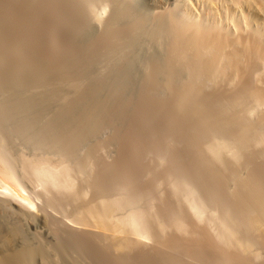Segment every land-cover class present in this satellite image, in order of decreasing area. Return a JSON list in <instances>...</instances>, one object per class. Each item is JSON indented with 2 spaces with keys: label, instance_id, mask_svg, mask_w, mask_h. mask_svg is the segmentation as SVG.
Segmentation results:
<instances>
[{
  "label": "bare ground",
  "instance_id": "bare-ground-1",
  "mask_svg": "<svg viewBox=\"0 0 264 264\" xmlns=\"http://www.w3.org/2000/svg\"><path fill=\"white\" fill-rule=\"evenodd\" d=\"M13 1H15V0H0V4H4L5 6H3V5L2 6L6 8L8 5H12L11 3H13V5L17 4V2L15 3ZM34 1L33 0H24L23 2H20L21 5L23 3L26 7L28 6V8H30V12H29L30 14H29L28 18L21 16L23 18V20H22V18H19V19H21L19 21L15 20L14 25L16 26V28H14V30L18 28L20 31H22V30H25L28 27V25H29V27H30V25L35 26L34 21L37 17H40L41 21L42 20L43 21L40 22L39 21L40 19L38 18L39 20H37V21L39 23L37 22V24L41 27H39L37 25L39 28L37 29V27L35 26V30L41 29V31L44 32V30H50V28L54 27L53 25L52 26L47 25V23L49 22V19H48V22L45 23L47 21V20L44 21L46 15L44 17V14L42 12H43L44 8L46 9L47 7H52V9H53V6L57 7L58 1L56 0L57 2L56 3L54 2V4H57V5H54L52 3L54 0L53 1L51 0L49 2H48V0H43L41 2H34ZM64 1H65L64 4L68 5L66 3L67 0H64ZM78 1H75L74 4L77 3ZM98 1H99V3H102V1H104V0H102V1H100V0H86V1H84L85 2L84 7H77V8L74 6V4L72 5L70 3L72 5L70 8L75 7L77 9V10L74 9L75 10L74 12L72 9V13H74V15L72 14L74 16L73 20H72V18H70L71 20L68 19L71 22V24L74 25L73 26L74 28L78 29V27H80L81 25H83V27L84 26L87 27L86 23L88 25V22H85L86 20H84L87 18V16H89L90 18L99 20L98 19L99 16L96 13V8L94 10V7H96V5H93L94 2L99 4ZM110 1H112V0H110ZM120 1H121L120 3H119V1H118V3H117V1L114 2L116 5L119 4V6L116 7L117 9L114 12L112 11L113 14L111 15V18L110 19L108 18L109 22L104 26L103 32H101V33H103L102 36L101 37L98 36L100 39L97 38L96 40L90 41L87 38L89 40V42H88L86 39L88 44L85 46H79L78 45L79 43H77L78 38H75L74 37L75 35L71 38L67 37L66 36L67 34L65 35V40H66L65 44L67 43L69 45V46H67L68 48H66V49H72V51H74V50L78 51L79 50L78 48L83 47V48H81V50L82 49L84 50L83 53H81V55L79 53H76L77 55H75V56H77V58H79V60L76 62H74V61L72 62L71 61L72 59L68 61L69 58L68 59L66 58L67 59V61L65 60L66 62L61 61L62 63L58 61L60 59H58V60L55 59L56 61H54V59L52 60L51 57L49 59H46L49 56H51V53H53L51 51L52 48H50V46H49L50 49L48 48L51 51V53L49 51L50 55H48V53L47 54L44 53V52H46L45 48L47 49V47H48V46L46 47V45H45L46 42L44 43L45 46H43L44 50L43 49H42L43 51L41 50L42 51L41 56L43 57V55L46 54V56L44 55L45 58L44 57L43 58L38 57L36 54H37L38 50L42 48V46L38 45L37 42L38 41L40 42V39H42L44 37V35L42 38H39L40 35H38V34L40 32H38V34H37L38 37L35 34L36 32H32V33H34L33 35H36V37L35 36L32 37L34 40L33 44H34L35 48L31 49L30 51L28 50V52L31 54L30 57H28V59L31 57L33 59L32 63L30 64L32 66V67L30 66L31 70L34 68L35 70L41 71V69H44V71L45 70L49 71V73L46 71L45 75H47V73L49 75H50V73L52 74V84L54 86L59 87V88L61 86H64V87L67 86L70 89V93H73L71 96L72 98L74 95H77L74 97H77L81 101L82 100L85 101V99H81L78 97L81 95V91H82L83 98L86 97L87 101H85V102H87V103H80L81 101L75 102L76 100L71 101V99L68 100L67 98L68 97L70 98L71 94L68 93L69 96L67 97L68 94L64 95L65 93H63L66 91V90L64 91V89L67 87H65L63 89V91H62V89H57V91L61 90L62 94L59 93L60 91L56 92V93L55 92L51 93V91H55V90L51 89V85H50V88H47L49 90L51 89L50 92H48L49 90L47 91L46 88H45L46 90L43 88L45 90V92L47 91L49 94L41 95L44 93V92L42 93L43 89L42 90L39 89L41 91V94H39L38 92H40V91L37 90L38 87L41 88V86H43V85L45 86L46 81L42 85L39 84L40 86L37 84L38 86H37V89L35 88V90H37L38 92L37 91H34V92H37L38 94L36 95V93H34V92L32 94L29 93L30 97L26 98L24 102H22L23 100L21 101V99L20 100L18 99L20 96H18V97L17 96L16 97L11 96L12 99L10 98L9 103L7 100H5L8 96H4V97H6L4 100L7 101V103H5V102L2 103L3 98L1 99L2 101L0 103V113L2 114V116L9 118V119H12L13 115L15 113L17 114V112H18V114L22 113V112H24L27 115L29 114L30 125H32L34 127V131L32 130L33 128H31L32 135H29V137L32 139L31 136H33L34 140L36 139V142H38L40 149L37 147L38 150L37 151L35 150V151L38 153H36L35 155H28V156H26V155L22 156L21 155L19 158L20 161H19V165H18L16 162H14L12 160V155H11L9 148H8V144H10V143L6 144L7 143V140H6L7 136L4 137V135H5L4 134V135H2V137H0V264H83V261H85L84 263L89 262V264H189L188 260L190 261V264H258L256 262V259L261 255V254H259L260 253L259 250H262V252H264V174L262 173L264 171V168H263L264 166H262L260 168L261 170L257 169L254 174H253L254 171L251 173V175L249 174L250 177L247 175V177H249V178H247L246 180L244 179V176H243L244 180H242V176L238 177V174H237L238 171H234L235 166L232 167L234 169H232L231 167H228L230 165L227 166V164L231 161L226 162L225 163L226 165L224 167L217 168V167H213L211 165L212 162H214V161H211V163H210L208 161L209 160L208 157L207 158L205 157L206 153H210L214 158L216 157V158H218V160L221 159L220 154H221V152H223L222 148L225 145L223 147H221L222 145L221 146L218 145V144H220V143H217L220 140V139H218V138H220V136L218 135L219 136L218 138L215 137L217 134L212 135V136H214V139L216 138V140H214V141H217L216 142L217 144L215 142H212V140H210L207 144L203 145L201 148L199 146V144H195V145L192 144V146H190V144H188V137L181 134V132H182V130H180L182 128L181 125H180L181 127H179L180 132H178L177 130H176V132L173 131V133L171 132L172 134H170L169 136L167 135L168 133L166 132L167 128L165 130V133H167V134L162 133V134H165V136L164 135L163 136H150V135H146L144 132L137 131V133H135V135H136L135 139H134L135 142L141 143V145L144 144L142 146L143 147L145 146V152L149 155L152 154V157L155 158V161L160 162V164L163 165L162 170L159 169V170H161L159 172L160 176L163 175L165 177L167 176V178L168 177L173 178V180L171 181V184L174 185L173 187H176V188H174V190L172 188L171 193L169 192V196L166 198H165V196L163 198V196L159 193V195H161V196H159V201L161 200L162 203L160 202L161 204L158 206L154 204L155 206H157L154 209L153 207H155V206H152L153 204H151V206L149 204L148 206H150V207H148V206L146 207V205H142L143 204L142 201H141L142 202L141 206H139L140 204H137L141 198V195H142L141 190L144 191V189H140L141 187L136 185V183L134 181L135 175L130 177L129 179H127V177H126L125 178L127 180L126 181V180L122 179V177H124V176L122 175L121 172H119V170H118V172L121 173V175H122L121 178H118L119 174L117 176L114 175V173H112V170L110 173V167H112L110 165H112L113 163L109 165V164H105L106 162H104V161H103L104 162L103 163L102 160L99 161L96 157V149L97 148L101 149L100 147H102V146L100 145V147L98 146L95 148V145L96 144L98 145V142L95 141L96 144H94V147L91 145L90 142H91L92 136L95 134V132H97V129H99V128H97L99 121H103L104 125H106V123L104 122V119L103 120H101V119H102L103 115H106L107 113H110L111 115L116 117L117 121L120 118V117L118 118V116H121L124 114H129L128 116L132 117L131 123H130V124H132V126H134L133 121L135 119L137 120L138 117L144 118L142 116L143 114L151 113L150 115H152V113H153L152 111H150V106L153 109L152 104L150 105V98L146 97L147 96L146 94H149L147 92L146 88H149L153 85H150L151 82H148V80H146L144 78H143L144 80L141 79L142 80L141 81L139 79L140 77H137L140 80V82L138 84H136V85H139V91H137V92H139V95L137 94L138 99L134 98L135 101H133V99H131V101H130L127 99H121V98L119 99V98L111 97L113 92H115V91L120 92V90L123 91L124 89H127L129 86L130 87L133 86L132 90L134 89L133 81H136L137 79L136 80L135 79L132 80V78L130 79L129 76H131V75H129V74H130V71L133 70L131 68L134 65L136 66V63L138 64L139 63L138 61L140 60V59H138L139 58L138 55H134L132 53V52L135 53L137 48H138V46H137L138 44L136 41H140V43L142 41L145 42V45H149V47H147L148 49L150 48V45L154 42L156 44L154 43L155 46L153 45V49L155 47L158 49L162 46L164 47L163 53L165 52L164 53L165 57H164L163 62L160 63L157 60L155 61L154 60L155 58L154 59L151 58L155 54L153 52V55L150 56V54H149V58L152 59V61H150L149 58H148L149 61L147 59H145L146 62L144 63V65L143 64L142 65L146 70H148V72L153 74V76H155V78L156 77L158 78L159 76L164 75L163 73H166L167 75L165 74L166 77H164V78L166 80V78L168 77L167 78L168 81H166V83L164 82L165 84L162 82V84H164V86L166 85V87H167L166 89L171 88L172 90H177L174 87H177L175 85H178L179 83H177V80H176L173 82H176L177 84L173 85L172 80H174V78H172V76L175 77L176 79L179 78V77H176L177 76L176 73L178 71V70L176 71V69H177L176 67H178V63L181 64L179 66H181L182 68L183 67L187 68L189 73L193 75V76H191L188 73L190 75L189 77L190 78L192 77V79H189L190 81L188 80L189 81V83H188L189 89L193 90V92L191 91L194 94L193 95L191 93L192 98H195V96H196V98H198L197 99L198 102H200V101L205 102V100H207V96H204L200 92V91H202V90H200V86L201 87L202 86H204V87L208 86V85H206L208 83L207 81L210 82L211 79L216 78L218 75V72L220 70H222L223 67L225 70V67L226 68L228 67L227 69H229V66L232 65L233 69H234L235 65L233 64V62L239 63V61H242V60H243L242 62H246L245 61L246 59L244 60L245 57H247V58L250 57L251 61H253V59L255 60L257 58V60L260 59L259 61L262 60V62H264V55H260L256 52V49H252L251 46H253V45H251L248 42V40H246L247 41L246 42L244 39L242 42L241 40L239 41V38L236 39L238 36L235 39L232 37L233 35L231 36L232 30L234 28H235L234 29L235 31L238 28H239V30H240V28H243V26H242L243 22L237 24L238 22H241V21H238L236 23L235 27H230V26L225 27L224 26L223 29L221 28V30H219V28H217V29L215 28L216 26L214 27L215 29L212 27L211 28L204 27L203 25L200 26L199 21L197 22L198 25H197L196 21H192V22L183 21L180 24L179 21L178 22H176V21L172 22L171 19L169 18L171 23H167L168 21L166 22L164 20L161 23L156 22V24H158V26L156 25L157 28H156V26L153 27V24H152L153 29H151V25L148 26V28L146 25H149V24L144 25L145 24L144 22H146L145 19H144L145 20L144 22H142L141 20H140V22L135 20L138 23L134 22L135 24H133V20L131 21V19L129 17L130 21L132 22L131 24H133L132 26H134L133 30H136L137 35L139 36L136 39V37H131V36H133V34L131 35V33H134V32L131 30H128L129 28H127L124 25V23L122 25L119 24L120 22L122 23V21H124V20L121 21L120 19H121V16H123L122 14H126V13H124V11H126L125 9L128 8L127 11H129V5H128L129 1H127V0H120ZM253 1H250V2H253ZM68 2H71V1L68 0ZM122 2H124V3H122ZM80 3H81V1H80ZM80 3H78V4H80ZM103 3H105V2H103ZM108 3H109V1H108ZM132 3H133V1H132ZM236 3H239V2H235V4ZM61 4L59 3L58 8H56V7L55 8L56 9H63V8L67 7V6L61 5ZM255 4H257V3H255ZM13 5L11 7L14 8L15 5L14 6ZM80 5H82V3ZM158 5H160V4H158ZM250 5H251V3H250ZM25 6H24V8H25ZM111 6H113V5H111ZM130 6H131V8H134V7H132L131 2H130ZM41 7H43V8H41ZM246 7H249V6L246 5ZM8 8H9V10H12V11H8V12L5 11L3 13L0 12V23L3 21V24H8V21L12 18V15H14V14H12V12L14 13L13 9H10L9 6L6 9H8ZM238 9H239V7H238ZM256 9L258 11H260L258 8H256ZM21 10H23V9H21ZM210 10H211V8H210ZM249 10H250V8H249ZM2 11H4V10H2ZM28 11H29V9H28ZM66 11H67V9H66ZM131 11L133 12V9H131ZM131 11L129 13H131ZM233 11H234V9H233ZM60 12L62 13V11H60ZM186 13L188 15H190L188 12H186ZM229 13H230V11H229ZM244 13H246V12H244ZM48 14H47V16H49ZM127 14H128V12H127ZM211 14L209 13V15H211ZM235 14H236V12H235ZM261 14H263V13H261ZM247 15L249 16L248 18H247V16H244V17L246 19L245 21L250 23L248 26H251V24H252V26L255 25L256 30H258L257 28H259L260 26H262V24H264V14L262 16V19H260L259 17L257 18V16L254 14H247ZM15 16H13V17H15ZM130 16H131V14H130ZM136 16L134 17V19H137ZM161 16H162V14H161ZM237 16H238V14H237ZM17 17H18V15H17ZM141 17H143V16H141ZM49 18H50V16H49ZM123 18H124V16H123ZM163 18H165V16H163ZM158 19H160V17ZM4 21H5V23H4ZM205 21H206V19H205ZM208 21H209V19H208ZM220 21H221V19H220ZM204 24H205V22H204ZM68 25H70V24H68ZM205 25L207 26L208 24H205ZM209 25H212V24L209 23ZM127 26H128V24H127ZM129 26H131V25L129 24ZM221 26H222V24H221ZM12 27H11V29H9V31H11V32H13ZM48 27H49V29H48ZM262 27H260V28H262ZM1 28H2V25H1ZM8 28L9 27H7L6 29H8ZM251 29H253V27ZM2 30L5 31V29H3V28H2ZM82 30L85 31L84 29H82ZM7 31L8 30H6L5 34L9 33L8 34V36H9L11 34V32L7 33ZM253 31H251V32H253ZM19 32H16V33H19ZM75 32H77V30ZM242 32H244V30ZM21 33H19V34L21 35ZM79 33H80V31H79ZM2 34L4 35V33H2ZM2 34L0 36H2ZM23 34H24V32H23ZM25 34H27V33H25ZM48 34H46L45 36L47 37ZM239 34H240V32H239ZM13 35L14 34H12V39H13ZM82 35L83 34H81V37H82ZM219 36H221V38H219ZM16 37H14L15 40H16ZM76 37H78V32H77ZM96 37H97V35H96ZM261 37H262V34H261ZM4 38H6V37H4ZM38 38H39V40H37ZM85 38L82 37V42L85 41V40H83ZM231 38H233V39L230 41ZM249 38H250V36L248 35V39ZM62 39L64 40V38H62ZM134 39H136V40H134ZM45 40H47V39L45 38ZM261 40H262V38H261ZM252 42H254V41H252ZM1 44H3V43H1ZM157 44L159 45V47L156 46ZM253 44H255V43H253ZM140 45L142 48V43ZM260 45H261V43H260ZM7 47H8V49H11V48H9V46H7ZM145 47H144V50H145ZM2 48H3V46H2ZM1 50L2 49L0 48V51ZM155 50H157V49H155ZM12 51H13V49H12ZM26 51L27 50H25V52ZM126 51H127V54L125 53ZM8 52H10V51H8ZM158 52H160V51H158ZM38 54H39V52H38ZM74 54L70 53V55H74ZM144 55H145V53H144ZM155 55H158V54H155ZM24 56H25V54H24ZM53 56L55 57L54 53H53L52 57ZM133 56L134 57L137 56L138 60L135 59ZM162 57H163V55L160 57V59ZM6 58H9V56H7ZM2 59H3V57H2ZM26 59H27V57H26ZM26 59L24 60V62L26 61ZM158 59H159V57H158ZM227 59L229 60V63L232 62V63H230V65L228 63L229 66L223 65V63L224 64L227 63V61H228ZM10 60L12 62L11 58H10ZM250 60H249V62H251ZM257 60H255V61H257ZM0 61H1V58H0ZM13 61H16V60L13 59ZM57 61L60 64L56 63ZM27 62L28 61H26V63ZM262 62H261V64L263 66L264 63H262ZM16 63H17V61L14 64L16 65ZM14 64H13V66H14ZM20 65H21V63H20ZM22 65H21V68H22ZM98 65H100L101 68L103 67L104 70L102 69L103 70L102 72H105V74L102 73L101 71L97 72L96 75L98 77V80L95 84L93 82V80L96 78H94L93 80L91 78L95 77L93 71L97 70L96 67H98ZM221 65H223V66H221ZM254 65H256V64H254ZM18 66H19V63H18ZM28 66L29 65H27L26 67H28ZM135 66H134V69L138 66L140 67L139 64H138V66H136V67ZM101 68L98 69V71L101 70ZM141 68H142V66L140 67V69ZM178 68H180V67H178ZM185 68L183 69V71L184 70L187 71V69H185ZM254 68H255V66H254ZM23 69H25V68H22V70ZM238 69H239V67H238ZM240 69H243V68H240ZM260 69H261V67H260ZM236 70L237 69L235 68L233 71L236 72ZM32 71L30 73H32ZM40 71H38L39 74H40ZM44 71H42L43 75H44ZM137 71H140V70H137ZM23 72H24L23 74H25L24 70H23ZM27 72H29V71H27ZM34 72H36V71H34ZM235 72H232V73L234 74ZM261 72H263V71H260V73ZM36 73H34V74H36ZM98 73L100 76L98 75ZM133 73L131 72L132 76L135 75V77H136L137 73L136 74H133ZM182 73L183 72L181 71V74ZM184 73H186V72L184 71ZM236 73H238V72H236ZM260 73L256 72V74H258V76L260 75ZM20 74L22 75V73H20ZM159 74H161V75H159ZM221 74H223V73H221ZM239 74H240V72H239ZM247 74H249V73H247ZM262 74H264V73H262ZM0 75H3V74H0ZM21 75L19 76L20 78L22 77ZM27 75L28 74L23 75V76L27 77ZM37 75L38 74H36V76ZM7 76H9V75L7 74ZM44 76L42 77V74H41L40 77H42V79H44V78L47 79L46 77L48 75L46 77H44ZM137 76H141V75L139 74ZM142 76H144V75L142 74ZM144 77H146V76H144ZM148 77H151V75L150 76L147 75V78ZM241 77H242V75H241ZM36 78L39 79V77H36ZM49 78H51V76L50 77L48 76V79ZM155 78H153L154 81H155ZM185 78H187V77H185ZM255 78H256V76H255ZM2 79H3V77H2ZM22 79L21 80L19 79V81L24 80V79L23 80ZM26 79H30L29 76H28V78H25V80ZM42 79L40 78V82ZM161 79L162 78H160V80ZM30 80L36 82V79L35 80L30 79ZM50 80L51 79H49V81ZM228 80H229V78H228ZM253 80H255V79H252V81ZM151 81H153V80H151ZM259 81H261V80L259 79ZM18 82H17V84L19 85ZM7 83H9V81L8 82L5 81V85H4V81H1L0 85L2 84V87L4 85L7 89V87H11V86H6ZM24 83H25V81H24ZM186 83H187V81H186ZM216 83H217V81H216ZM22 84H20V85H22ZM29 84H30V82H29ZM32 84H30V85H32ZM152 84H153V82H152ZM183 84H181V85H183ZM246 84H248V83H246ZM257 84H258V82H257ZM25 85H26V83H25ZM83 85L87 86L88 87L87 91H89V93L87 95L85 94V96H84V92H83L84 90L81 89V87H83ZM181 85H180V87L182 88ZM15 86H16V84H15ZM27 86L29 87V89L31 88L29 85H27ZM27 86H25L24 88L26 89ZM33 86H34V84L32 85V87ZM35 86H36V84H35ZM142 86H144V87L141 89ZM248 86H247V89H248ZM263 86H264V83H263ZM56 87H54V88H56ZM18 88L21 89V87H18ZM85 88L86 87H84L83 89H85ZM135 88H136V86H135ZM186 88H187V84H186ZM260 88H262V85ZM0 89H2V88H0ZM6 89L1 91V92H6L7 91ZM10 89L12 90V88H10ZM22 89H23V87H22ZM29 89H26V90H28L27 92H29ZM105 89L107 91L108 90L113 91V92L110 91V92H112L111 96L110 95L107 96V95H104V93H102ZM250 90H252V89L250 88ZM250 90L248 89L249 92L245 90V92L243 94L249 93L248 94L250 96L249 98L255 104H258V105L264 104V90L263 89H262L263 91L262 90H260V91L253 90L251 92H250ZM23 91H24V89H23ZM122 91H121V93H122ZM67 92H68V88H67L66 93ZM166 92H167V90H166ZM180 92H182V90ZM184 92H186V91H184ZM6 93H4V95H9L8 92H6ZM9 93H11V95L14 96L13 92H9ZM24 93H25V91H24ZM101 93L103 95H101ZM127 93H128V91H127ZM156 93H157V95H155V96H158V92H155V94ZM172 93H173L172 98L168 99V100H170V104H169L170 110L169 111H171V114H173L175 117L180 116V115L181 116L187 115L188 112L182 113L181 111H184V110H182V109L180 110L181 107L177 106V103L182 102L183 100H186L187 99L186 95H188V93H185L186 95L180 94L177 91H175V93L174 92H172ZM208 93H211V92H208ZM152 94H153V92L151 93V95ZM2 95H3V93H2ZM25 95L27 97V93L24 94V97H25ZM151 95H150V97H151ZM159 97L160 96H158V98ZM53 98L55 100L57 98L56 101H58V100H60V101H58L57 103L53 102L54 104H52L51 99H53ZM155 98H153V99H155ZM245 98H246V96H245ZM116 99H119V100H116ZM237 99L238 98H236V101H237ZM160 100H162V99H160ZM164 100H165V98H164ZM164 100H162V101H164ZM193 101L194 100H192V102ZM157 102H159V100H157ZM189 102H191V101H189ZM239 103H241V102H239ZM167 104H168V102L166 104L164 103V105H167ZM202 104H204V103H202ZM157 105H159V103ZM207 105L209 106V103ZM244 105H246V104H244ZM190 106H191V104H190ZM208 106H206V108ZM210 106H212V103ZM178 107H180V108L178 109ZM216 107H218V106H216ZM224 107L225 106H223L222 108H224ZM230 108H231V106L227 110H229ZM235 108L236 107H234L233 109H235ZM130 109H132L133 111ZM219 109H220V106H219L218 110ZM153 110H155L157 112V108L155 109V107H154ZM190 110H192V107ZM218 110H217V112H218ZM205 111L202 110V111L198 112L197 114H190L189 113L190 116H192V117H190V116H188V117H190V119L194 122H197V123L199 122V124H200L199 126L203 128L204 127L203 120L205 117L204 115L206 114ZM240 111L242 113L243 110L241 109ZM204 112H205V114H204ZM234 112H235V110H234ZM213 113L216 114V112H213ZM246 113H247V111H246ZM218 114H221V112L220 113L218 112ZM153 115L155 116V113ZM166 115H168V114H166ZM263 115H261V116H263ZM22 116H23V114H22ZM113 116H112V118H114ZM212 116L209 118H212ZM216 116H218V115H216ZM19 117L21 118L20 115L15 117V118H19ZM121 117H124V116H121ZM125 117L127 118V115H125ZM160 117H163V116H160ZM103 118H106V117H103ZM146 118L148 120L150 119L148 117H146ZM170 118H172V117H170ZM24 119H26V118L24 117ZM110 119H111V116H110ZM123 119L125 120V118H123ZM128 119H130V117ZM159 119L160 118H158V120ZM164 119H165V116H164ZM138 120L140 121L141 119L139 118ZM158 120H156V121H158ZM161 120H163V119L161 118L160 121ZM169 120H171V119H169ZM222 120H224V119H222ZM12 121H14V118L10 121V123ZM108 121H111V120H108ZM115 121H116V119H115ZM122 121L123 120L120 119V121H118V122H121V123L125 122V121H123V122ZM238 121H239V119H238ZM238 121H237V123H238ZM257 121H259V120H257ZM111 122H109V123H111ZM113 122H112V124H113ZM143 122H141V123H143ZM154 123H155V121H154ZM161 124H160V126H161ZM186 124H185V126H186ZM15 125L18 126V124H15ZM114 125H117V124H114ZM118 125H120V123ZM162 126H163V124H162ZM164 126L167 127L166 125H164ZM21 127H24V126H21ZM158 127H159V125H158ZM244 127H245V125H244ZM259 127H260V125H259ZM12 128L13 127H10V129H12ZM100 128H101V130H103L102 127H100ZM108 128L109 127H107V130H108ZM115 128H116V126H115ZM159 128H157V129L159 130ZM162 128H164V127H162ZM231 128H232V126H231ZM4 129H6V128L4 127ZM7 129H8V127H7ZM105 129H106V127H105ZM113 129H114V127H113ZM134 129L135 128H132L131 130H134ZM147 129L149 130L148 127H147ZM183 129H185V128H183ZM240 129L241 128H239V130ZM242 129H243V127H242ZM257 129H258L257 132L256 131H255L256 133L254 132L257 137L255 135H253V136H255L258 139H261L263 142L264 132L262 130H260V128H257ZM152 130L153 129H151V131ZM205 130H206V127H205ZM159 131H161V130H159ZM214 131H216V129ZM230 131H232V129ZM234 131H236V130H234ZM246 131H245V134L247 133ZM100 132H102V131H100ZM113 132H114V130H113ZM121 132L122 131H120L119 133H121ZM119 133H118V135H119L118 137H120V135H121ZM182 133L186 134V132L184 130ZM20 134H22V133H20ZM123 134H125V133H123ZM15 135H17V134H15ZM15 135H13V137H11V136L10 137L12 139H14ZM129 135H126V139H128L127 137H129V139H130L131 135L130 136ZM200 135H198V136H200ZM249 135H250V133H249ZM94 136H96V135H94ZM103 136L101 138H103ZM116 136H117V133H116ZM192 136H193V134H192ZM212 136H210V137H212ZM223 136H225V135H223ZM242 136H243V134H242ZM96 137L94 139L97 140ZM111 137H113V136H111ZM123 137L125 138V135ZM230 137L232 138V136H230ZM8 138H9V136H8ZM120 138H122V137H120ZM131 138H134V137L131 136ZM231 138H230V142L232 144L230 145V143H229V146H233V144H234V146L232 148L233 150L232 149L231 150L232 151L236 150V154H234L233 152H232V154H233V156L235 155L234 161L235 160L237 161L236 158H239L240 156L236 157V155H239L238 154L239 150L242 148L243 145H242V143L240 144L239 139H236V140H238V143L236 140L235 141L233 140L235 142L234 143V142H232L233 138L232 139ZM18 139H20V138H18ZM27 139L28 138H26L25 141H27ZM129 139H128V141H129ZM205 139L206 138H204L203 140H205ZM234 139H235V137H234ZM253 139H255V138L253 137ZM9 140H8V142H9ZM14 140L16 141V139H14ZM196 140H198V139H196ZM200 140H202V139H200ZM105 141H107V140H105ZM120 141L122 142V140H120ZM228 141H229V138H228ZM255 141H257V140H255ZM255 141H253V143H255ZM30 142H32V141H30ZM101 142H103V141H101ZM168 142L169 143H172V142L176 143V145L178 143L180 145H177L174 148L173 146L168 145L169 144ZM191 142H194V141H191ZM220 142L224 143L225 141L223 142L221 140ZM24 143L25 142H23V144ZM173 143H172V145H173ZM205 143H206V141H205ZM28 144H30V143H28ZM99 144H100V142H99ZM105 144H108V143H105ZM224 144H227L226 146H228L227 142ZM244 144H246V146L249 145L248 143H245V141H244ZM258 144H260V142ZM12 145H14V144H12ZM20 145H18V147ZM25 145H26V143H25ZM31 145H32V148H30V149H32V151H33L34 145L33 144H31ZM132 145L133 144H131V146ZM10 146L11 145H9V147ZM126 146H127V144H126ZM127 147H129V145ZM37 148L35 145V149H37ZM223 149L225 151V148H223ZM226 149H228V148L226 147ZM244 150H245V148H244ZM244 150L240 151V154H242L241 152H244ZM228 151H229V149H228ZM228 153H230V152H228ZM104 154H105V152H104ZM133 154L134 153H132L130 156L134 157ZM13 155H15V157H16V153ZM17 155H19V154H17ZM143 155L146 156L145 153H143ZM227 155H229V154H227ZM255 155L256 154H254V156ZM100 156H101V154H100ZM125 156H127V155H125ZM130 156H127L128 158H126V159L121 158L120 163H122V165H124L123 167H125L126 164L128 165V163L133 160V159L130 160L131 158L129 159ZM137 156H139V155H137ZM254 156H253V159H255ZM262 157H263V155H262ZM106 158H108V157H106ZM222 158L224 159L225 157H222ZM229 158H231V157H229ZM101 159H102V157H101ZM127 159H129L130 161ZM226 159H227V157H226ZM239 159H241V158H239ZM242 159L245 160V158H242ZM140 160H142V159H140ZM146 160H149V159H146ZM244 160L242 161L243 163H244ZM115 161H118V160H115ZM137 161H139V158L137 159ZM219 161H222V160H219ZM141 162H143V161H141ZM141 162H140V164H141ZM151 162L153 163V161H151ZM242 162H240V163H242ZM137 163H135V164H137ZM232 163H233V161H232ZM238 163H239V160H238ZM263 163H264V161H263ZM116 164H114V166H116ZM145 164H146V162H145ZM147 164H149V163H147ZM154 166H156V165H154ZM253 166H255V165H253ZM131 167H132V164H131ZM131 167L128 166V170H131L132 168H134V166L132 168ZM138 167H136V168H138ZM126 168H127V166L125 167V169ZM129 168H131V169H129ZM237 168L239 170L238 166H236V169ZM125 169L123 168V170H125ZM249 169H250V167H249ZM126 170H125V172H126ZM134 171H136V170H134ZM134 171L133 172L129 171V172L136 174L137 172H134ZM146 171L148 172L147 168H146ZM140 173H142V172H140ZM149 173H151V172H149ZM241 173H243V172H241ZM140 177H143V176L141 175ZM158 177H159V175H158ZM136 178H139V177L136 176ZM120 179H122L124 181H122ZM153 179H154V177H153ZM153 179H151L149 184H148V186H150V187L146 186L147 189H149V190H155L154 189L155 185H154ZM178 179L184 180L187 182L186 184L188 185V187L185 186L186 184L182 181L184 183L185 188L186 187L189 188L190 185L193 189L197 188V190L200 191V195L198 196L197 192L193 193V197H192L193 199H190L191 195L188 196L182 192L183 189H182L181 185L183 183H180L181 181ZM229 179H230V181H231V179H234L236 182H238V184L235 183L234 180H232L234 182L233 184L237 185L236 186L237 190L235 188L234 189L236 191H234L232 189L234 192L233 197L228 198V197H224L223 191L221 190L219 184L222 183L223 180L225 182V181H228ZM140 180H142V179L140 178ZM147 180L144 179V182ZM177 180L180 182L178 183ZM137 181H139V179ZM230 181H229V183L231 184ZM144 182H141V183H144ZM188 182L191 184H189ZM145 183L147 185V182H145ZM177 183L179 186L176 185ZM229 183H228V185H230ZM256 183L262 184V187L259 189L260 191H257L256 188L258 187L257 186L258 184H256ZM30 184L32 185V187L34 185L35 189L33 188V190H31ZM225 184H224L223 188L226 186ZM146 187H145V190H147ZM228 187H230V186H228ZM177 188L179 190H181L179 192H182V194H184V196H186L184 200H183L184 196L177 191ZM226 189H229V188H226ZM186 191H187V189H186ZM151 192L155 193V194L158 193V192H153V191H151ZM188 192H190V190ZM228 192H229V190H228ZM148 193H150V192H148ZM180 194H181V196H180ZM190 194H191V192H190ZM151 195L152 194H149V196H151ZM146 196H148V194H146ZM179 197L182 198V202L180 201ZM149 198L150 197H148V200H150ZM146 199H147V197H146ZM151 199H152V197H151ZM39 201H41L40 204H39ZM41 204H42V206H41ZM157 204H158V202H157ZM209 204L212 206H213V204H215L213 207H215L217 204L218 207L223 208V209L220 208V210L221 211L223 210V212H224V213L222 212L223 213L222 215L224 217L220 216L218 218V219L222 218L223 220L222 219L218 220L217 219L218 215L216 216V221H218V222L222 221V222H219L220 224H218L219 225L218 227H217V224H214V223H216V221L214 220L215 218L212 219L215 222L212 223V220L210 221L211 224L208 223L209 220H207V221L205 220V222H207L206 225L207 224H209V225L214 224L218 228V230L215 229V231L216 232L218 231V232L213 233V234L211 233L212 231L210 232V230H209L211 226L208 227L204 224H201V223L197 222L195 219V218L198 219V217L201 215V211L204 212V210H203L204 206L209 205ZM137 205H138V207H137ZM60 207L63 208V211L60 210L61 209ZM58 209L61 212H59ZM213 210H215V209H213ZM205 213L207 214V212H204V214ZM211 215H212V213H211ZM210 217H209V219H211ZM203 218H205V217H201L202 220H203ZM213 227H215V226H213ZM144 240H152L154 242V244L152 242L151 243L154 246L149 248V249H145V247L142 248L141 245L145 246L144 245L145 243H143ZM191 261L195 262V263H192ZM261 264H263V263L261 262Z\"/></svg>",
  "mask_w": 264,
  "mask_h": 264
},
{
  "label": "rangeland",
  "instance_id": "rangeland-1",
  "mask_svg": "<svg viewBox=\"0 0 264 264\" xmlns=\"http://www.w3.org/2000/svg\"><path fill=\"white\" fill-rule=\"evenodd\" d=\"M24 1V0H23ZM22 0L20 1V0H15V1H13V2H17V4H14L13 5V3H11L13 6H14V8L13 7H11L12 5H8L9 7H10V9H13V11H14V13L12 12V14H14V15H12V18L8 21V24L10 25L11 23L13 24H11L10 26L12 27V31L14 32H11V31H9V29H11V27L8 25V24H3V21L0 23V31L2 32V33H4V35L2 34V36H0V48L2 49L1 51H0V58H1V61H0V74H3V75H0V83H1V81H4V85H5V81H9V83H7L6 84V86H11V87H7V89H6V87L3 85V87H2V84L0 85L1 87L0 88H2V89H0V103H1V99L3 98V101H2V103L3 102H5V103H7V101H8V103H9V100H10V98L12 99V97H18V96H20L18 99L20 100L21 99V101L22 102H24L25 101V99L26 98H28V97H30V94H32L34 91H40V90H42L43 88L45 89H47V88H50V85H51V89H53V90H55V91H51V93L52 92H59V93H61L62 91H63V89L65 88V87H67V86H61L60 88L59 87H56V86H54L53 84H52V74L50 73V75L48 74L49 73V71H47V70H45L44 71V69H41V71L40 70H35L34 68V70L32 71L31 70V68H30V64L32 63V61H33V59H32V57L31 58H29L28 59V57H30V53L28 52V50L30 51L31 49H33V48H35V46H34V44H33V42H34V40H33V36H35L36 37V35L38 34V32H40L38 35H40V37L39 38H42L43 37V35H44V39L42 40V39H40V42L38 43L37 42V44L38 45H40V46H42V48L41 49H39L38 50V52H39V54H38V52H37V56L38 57H41V58H43L44 57V55L46 56V54L48 53V55H50V53H51V51L54 53V55H55V57L53 56L52 57V55H53V53H51V56H49L48 58H46V59H49L50 57H51V59L53 60L54 59V61H56V60H58V59H60V60H58L59 62H66L67 61V59H68V61L69 60H71L72 62L74 61V62H76V61H78L79 60V58H77V56H75V55H77L76 53H79L80 55H81V53H83V49L81 50V48H83V47H81V48H78L79 50L78 51H75L74 49V51H72V49H66V48H68L67 46H69L67 43L65 44V42H66V40H65V35L67 36V37H69V38H71V37H73L74 35V37L75 38H78V41H77V43H79L78 45L79 46H85V45H87L88 44V42H89V40L91 41H93V40H96L97 38H99V37H101L102 36V34L103 33H101V32H103V30H104V26L109 22V19L111 18V15L113 14V12L117 9L116 7H118L119 6V4L118 5H116L114 2H116L117 1V3H118V1H119V3L121 2L120 0H112V1H110V0H104V1H102V0H100V1H102V3H99V1H98V3L99 4H97V3H93V5H96V7H94V10H95V8H96V13L98 14V16H99V20H96V19H93V18H90L89 16H87V18L86 19H84V20H86L85 22H88V25H87V23H86V26L88 27H83V25H81L80 27H78V29H76V28H74L73 26L74 25H72L71 24V22L69 21V20H71L70 18H72V20H73V18H74V13H72V9H73V12L75 11L74 9H76L77 7H84L85 6V2L84 1H86V0H69V1H71V2H68V0L66 1V3L68 4V5H65L64 4V0H52L53 2V4H54V2L56 3L57 2V4H54V5H57V7L56 6H53V9H52V7H47L46 9L44 8L43 9V14H44V17H45V15H46V17H45V19H44V21H46L45 23H47L48 22V19H49V22L47 23V25L48 26H54V27H52V28H50V30H44V32L43 31H41V29L40 30H37L39 27H41V26H39L38 24H37V20H39L40 19V17H37L36 19H35V21H34V25L37 27V29L35 30V26H31L30 25V27H29V25H28V27L25 29V30H22L23 32H24V34L25 33H27V34H23V32L22 31H20L18 28L17 29H15L14 30V28H16V26L14 25V22H15V20H17V21H19V20H21V19H19V18H22L21 16H23V17H29V12H30V8H28V6L26 7L23 3H22V5H21V3L20 2H23ZM34 1V0H33ZM41 1H43V0H35L34 2H41ZM49 1H51V0H48V2ZM75 1H78L77 3H75L74 4V2ZM80 1H81V3H82V5H80L81 3H80ZM108 1H109V3H108ZM127 1H129L128 2V5H129V11H127V9L128 8H126L125 10L126 11H124V13H126V14H122L123 16H124V18H123V16H121V21L122 20H124V21H122V23L120 22H118L120 25H122L123 23H124V25L127 27V28H129L128 30H131V31H133L134 33H131V35L133 34V36H131V37H136V39L139 37L138 35H137V32H136V30H133V27L134 26H132L133 24H135L134 22H136L135 20H137L138 22H140V20L142 21V22H144L145 20H146V22H144L143 24L144 25H146V24H149V25H146L147 26V28H148V26H150L151 25V29H153V27H155L156 25L158 26V24H156V22L157 23H161V22H163V20L164 21H168L167 23H171V21L173 22V21H176V22H178L179 21V23L181 24L183 21H186V22H192V21H196V23L199 21V25L201 26V25H203L204 27H209V28H214L215 26V28L217 29V28H219V30H221V28L223 29L224 28V26L225 27H228V26H230V27H235V25H236V23L238 22V21H241V22H238L237 24H239V23H242L243 25V28H240V30H239V28L238 29H236V31L233 29L232 30V34H231V36L235 39L237 36V38L236 39H238L239 38V41L241 40L242 42H243V40L245 39V41L246 40H248V42L251 44V45H253V46H251L252 47V49H256V52L258 53V54H260V55H264V24H262V26H260V27H262V28H257L258 30H256V27H255V25H253L252 26V24H251V26H248L250 23H248V22H246L245 20V17L244 16H247V18L249 17L247 14H254V15H256L257 16V18L259 17L260 19H262V16H263V14H264V0H132L133 1V3H132V1L131 0H127ZM135 1V2H134ZM153 3H152V2ZM161 1V2H160ZM212 1V2H211ZM250 1H253V2H250ZM257 1V2H256ZM103 2H105V3H103ZM130 2H131V5H132V7H134V8H131V6H130ZM235 2H239V3H236L235 4ZM247 4H246V3ZM251 3V5H250V3ZM20 3V4H19ZM59 3L61 4V5H65V6H67L66 8H63V9H56V8H58V6H59ZM74 4V6L76 7H72V8H70L72 5ZM78 3H80V4H78ZM122 3H124V2H122ZM165 3V4H164ZM244 3V4H243ZM255 3H257V4H255ZM158 4H160V5H158ZM211 4V5H210ZM231 4V5H230ZM1 6H0V12L1 13H3V12H8V11H12V10H9V8L8 9H6L5 7H3V6H5L4 4H0ZM3 5V6H2ZM19 5V6H18ZM77 5V6H76ZM111 5H113V6H111ZM116 5V6H115ZM147 5V6H146ZM233 5V6H232ZM235 5V6H234ZM241 5V6H240ZM246 5L247 6H249V7H246ZM258 5V6H257ZM261 5V6H260ZM17 6V7H16ZM21 6V7H20ZM24 6H25V8H24ZM69 6V7H68ZM146 6V7H145ZM239 7V9H238V7ZM251 6V7H250ZM254 8H253V7ZM263 6V7H262ZM56 7V8H55ZM61 7V6H60ZM141 9H140V8ZM156 7V8H155ZM196 7V8H195ZM237 7V8H236ZM3 8V9H2ZM41 8H43V7H41ZM133 9V12L131 11V9ZM139 10H138V9ZM144 8V9H143ZM147 8V9H146ZM150 8V9H149ZM210 8H211V10H210ZM243 8V9H242ZM249 8H250V10H249ZM256 8H258L260 11H258ZM21 9H23V10H21ZM28 9H29V11H28ZM52 9V10H51ZM55 9V10H54ZM65 9V10H64ZM66 9H67V11H66ZM69 9V10H68ZM187 9V10H186ZM232 9V10H231ZM233 9H234V11L236 12V14H235V12L233 11ZM252 9V10H251ZM2 10H4V11H2ZM49 10V11H48ZM64 10V11H63ZM77 10V9H76ZM137 10V11H136ZM215 10V11H214ZM254 10V11H253ZM18 11V12H17ZM24 11V12H23ZM48 11V12H47ZM55 11V12H54ZM60 11H62V13L60 12ZM67 13H66V12ZM113 11V12H112ZM131 11V13H129ZM217 11V12H216ZM229 11H230V13H229ZM232 11V12H231ZM262 11V12H261ZM16 12V13H15ZM26 12V13H25ZM47 12V13H46ZM127 12H128V14H127ZM137 12V13H136ZM186 12H188L190 15H188ZM215 12V13H214ZM244 12H246V13H244ZM253 12V13H252ZM263 13V14H261V13ZM28 13V14H27ZM46 13V14H45ZM49 13V14H48ZM64 13V14H63ZM111 13V14H110ZM135 15H134V14ZM209 13L211 14V15H209ZM244 13V14H243ZM47 14L50 16V18H49V16H47ZM63 14V15H62ZM73 14V15H72ZM110 14V15H109ZM130 14H131V16H130ZM142 14V15H141ZM161 14H162V16H161ZM196 14V15H195ZM200 14V15H199ZM231 14V15H230ZM237 14H238V16H237ZM241 14V15H240ZM16 15V16H15ZM17 15H18V17H17ZM54 15V16H53ZM127 15V16H126ZM137 15V16H136ZM228 15V16H227ZM234 15V16H233ZM13 16H15V17H13ZM110 16V17H109ZM136 16V18L137 19H134V17ZM141 16H143V17H141ZM163 16H165V18H163ZM237 18H236V17ZM56 17V18H55ZM129 17H130V19H131V21L133 20V24H131L132 22L130 21V19H129ZM160 17V19H158ZM39 18V19H38ZM47 18V19H46ZM84 18V17H83ZM109 18V19H108ZM147 18V19H146ZM162 18V19H161ZM171 19V21H170V19ZM214 18V19H213ZM221 19V21H220V19ZM235 20H234V19ZM13 19V20H12ZM69 19V20H68ZM91 19V20H90ZM139 19V20H138ZM145 19V20H144ZM158 19V20H157ZM185 19V20H184ZM194 19V20H193ZM205 19H206V21H205ZM208 19H209V21H208ZM213 19V20H212ZM216 19V20H215ZM22 20H23V18H22ZM88 20V21H87ZM157 20V21H156ZM162 20V21H161ZM228 20V21H227ZM231 20V21H230ZM6 21V20H5ZM5 21H4V23H5ZM16 21V22H17ZM40 22H42L41 21V19L39 20ZM155 21V22H154ZM218 21V22H217ZM245 21V22H244ZM128 22V23H127ZM138 22H136V23H138ZM204 22H205V24H208L207 26L204 24ZM207 22V23H206ZM213 22V23H212ZM30 23V22H29ZM39 23V22H38ZM44 23V24H45ZM166 23V24H167ZM209 23L210 24H212V25H209ZM217 23V24H216ZM224 23V24H223ZM228 23V24H227ZM245 23V24H244ZM51 24V25H50ZM68 24H70V25H68ZM127 24H128V26H127ZM129 24L131 25V26H129ZM152 24H153V27H152ZM155 24V25H154ZM221 24H222V26H221ZM234 24V25H233ZM1 25H2V28L3 29H5V31H3L2 30V28H1ZM4 25V26H3ZM8 25V26H7ZM39 27H38V26ZM72 25V26H71ZM171 25V24H170ZM197 25H198V23H197ZM219 25V26H218ZM245 25V26H244ZM157 26H156V28H157ZM7 27H9L8 29H6ZM69 27V28H68ZM72 27V28H71ZM250 27V28H249ZM253 27V29H251ZM32 28V29H31ZM54 28V29H53ZM56 28V29H55ZM214 28V29H215ZM249 30H248V29ZM48 29H49V27H48ZM53 29V30H52ZM74 29V30H73ZM80 29V30H79ZM82 29H84L85 31H83ZM150 29V30H151ZM242 29V30H241ZM6 30H8L7 31V33L8 32H11V36L9 35L8 36V34H5L6 33ZM73 30V31H72ZM77 30V32H78V37H76V35H77V32H75ZM244 30V32H242ZM254 30V31H253ZM20 31V32H19ZM79 31H80V33H79ZM240 32V34H239V32ZM251 31H253V32H251ZM256 31V32H255ZM16 32H19V33H21V35L19 34V33H16ZM32 32H36L35 34L36 35H33L34 33H32ZM46 32V33H45ZM50 32V33H49ZM238 32V33H237ZM49 33V34H48ZM70 33V34H69ZM76 33V34H75ZM246 33V34H245ZM248 33V34H247ZM0 34V35H1ZM12 34H14L13 35V39H12ZM23 34V35H22ZM42 34V35H41ZM46 34H48L47 35V37L45 36ZM72 34V35H71ZM81 34H83L82 35V37L83 38H85V39H83V40H85V41H83L82 42V37H81ZM236 34V35H235ZM245 34V35H244ZM261 34H262V37H261ZM7 35V36H6ZM38 35H37V37H38ZM96 35H97V37H96ZM243 35V36H242ZM248 35L250 36V38L248 39ZM17 36V37H16ZM81 38H80V37ZM99 36V37H98ZM4 37H6V38H4ZM14 37H16V40H15V38ZM28 37V38H27ZM91 37V38H90ZM39 38L37 39V40H39ZM45 38L47 39V40H45ZM62 38H64V40L62 39ZM89 40H88V39ZM219 38H221V36H219ZM233 38H231L230 39V41L233 39ZM261 38H262V40H261ZM3 39V40H2ZM20 39V40H19ZM28 39V40H27ZM86 39H87V41H86ZM100 39V38H99ZM136 39H134V40H136ZM81 42H80V41ZM261 40V41H260ZM244 41V42H245ZM251 41V42H250ZM252 41H254V42H252ZM260 41V42H259ZM263 41V42H262ZM46 42V43H45ZM137 42V46H138V48H137V50H136V52L134 53V52H132L134 55H138L139 56V58L137 57V56H133L135 59H140L138 62V64L140 65V67L142 66V68L140 69V67L138 66V64L136 63V66H138V67H136L135 65V69H134V66L131 68V69H133V70H129L130 71V74L129 75H131V76H129L130 77V79L132 78V80L133 79H137L136 81H133V84H134V89L136 90H132V88H133V86H129L127 89H124L123 91L122 90H120V92L119 91H115V92H113L112 90H110V91H112V92H110L109 90L107 91L106 89L102 92V93H104V95H107V96H111V93H112V96L111 97H115V98H121V99H127V100H130L131 101V99H133V101H135V99L134 98H137L138 99V95H139V92H137V91H139V85H136V84H138L139 82H140V80L142 79V80H144V79H146V80H148V82H151V84L150 85H153V86H151V87H149V88H146L147 89V92L149 93V94H146L147 96L146 97H148V98H150V105L152 104V107H153V109H154V107H155V109L157 108V112L155 111V110H153L152 108H151V106H150V111H152L153 113H152V115L155 113V116L153 115H150L151 113H145V114H143L142 116L144 117V118H142V117H138L137 118V120L140 118L141 120L139 121H137L136 119L133 121V125L134 126H132V124H130L131 123V119H132V117L131 116H128L129 114H124V115H121V116H124V117H121V116H118V121H120V119H122L123 121H125V122H123V123H121V122H118L117 121V118L116 117H114L113 115H111L110 113H107L106 115H103V117H106V118H103L102 117V119L101 120H103L104 119V122L106 123V125H104V123H103V121H99V124H98V126H97V128H99V129H97V132H95V134L94 135H96V136H92V138H91V145L94 147V144H96V142L95 141H97L98 142V145L96 144L95 145V148L96 147H100V145L102 146V147H100L101 149H99V148H97L96 149V157H97V159L100 161V160H102V162L104 161V162H106L105 164H112V165H110V166H112V167H110V173H111V170H112V173H114V175H118L119 174V177L118 178H121V176L123 175L124 177H122V179H124V180H126L125 178L127 177V179H129L130 177H132V176H134L135 178H134V181H135V183H136V185H138V186H140L141 188L140 189H144V191H142L141 190V193H142V195H141V198H140V200H139V202L137 203V204H140L139 206H141V204H142V202H143V204L142 205H146V207L150 204V206H151V204H153L152 206H155V205H160L162 202H161V200L159 201V196H163V198H164V196H165V198L166 197H168L169 196V192L171 193V191H172V188H173V190H174V188H176V187H173L174 185L173 184H171V181L173 180V178H171V177H168L167 178V176L165 177V176H160V171L162 170V168H163V165L162 164H160V162H157V161H155V158H153L152 157V154L151 155H149V154H147L146 152H145V146L143 147L142 145H144V144H142L141 145V143H136L135 142V133H137V131H141V132H144L146 135H150V136H165V134H167L168 136L170 135V134H172L173 133V131L174 132H176V130L178 131V132H180V130H182V132H183V130L186 132V134L185 133H182L181 132V134H183V135H185V136H187L188 137V144H190V146H192V144H199V146L202 148V146L203 145H205V144H207L210 140H212V142H217V141H214V140H216V138L214 139V136H212V135H216L215 137H219L220 136V138H218V139H220L217 143H220V144H218V145H222L221 147H223L224 145L226 146L227 144H224V143H228V146H226L228 149H229V151H228V149H226V147L224 146L223 148H225V151H224V149L222 148V151L223 152H221V154H220V158L221 159H219V160H222V161H219L218 160V158H214L210 153H206V155H205V157L207 158L208 157V161L211 163V161H214V162H212V166L213 167H217V168H221V167H224L226 164V162H228V161H231V162H229L228 164H227V166L228 165H230V166H228V167H234V168H232V169H234V171H238L237 172V174H238V177L239 176H242V180H246L247 178H249L250 177V175H251V173L253 172V174L255 173V171L257 170V169H260L262 166H264V163H263V161H264V139H263V142H262V140L261 139H258V138H256L257 136L255 135V133L257 132V128H260V130H262L263 132H264V104H255L253 101H251V99L249 98L250 96L246 93V94H243L244 92H245V90L246 91H248V89L250 90V88L252 89V90H250V92L251 91H253V90H257V91H260V90H264V86H263V83H264V74H262V73H264V65L262 66V64H261V62H262V60L261 61H259L260 59H258L257 60V58L255 59V60H257V61H255L254 59H253V61H251L250 60V57H245L244 58V60L246 61V62H242V61H239V63H235V62H233V64L235 65V67H234V69L236 68L237 70H236V72H238V73H236L235 71H233L234 69H233V66L232 65H230V63H232V62H230L229 63V60L227 61V63H223V65H227V66H229V69H227L226 67H225V70H224V67L222 68V70H220L219 72H218V75H217V77L216 78H214V79H211L210 80V82L209 81H207L206 83V85H208V86H206V87H204V86H200V90H202V91H200L204 96H207V100H205V102L204 101H200V102H198L197 101V99L198 98H196V96H195V98H192V92H193V90H191V89H189V85H188V83H189V79H192V77L190 78L189 76L191 75V76H193L192 74H190L189 73V71H188V69L187 68H185V67H181V66H179V65H181V64H179L178 63V67H180V68H178V67H176L177 69H176V71H177V73H176V77H179V78H175V77H173L172 76V78H174V80H172V83H173V85L174 84H177V83H179L178 85H175V86H177V87H174L175 89H177V90H172L171 88H168V89H166L167 87H166V85L164 86V84L166 83V81H168V77L166 78V80H165V78L164 77H166V73H163L164 75H162V76H159L158 78L156 77L155 78V76H153V74H151L150 72H148V70H146L144 67H143V65H144V63L146 62V60L145 59H147L148 60V58H149V54H150V56L151 55H153V52L155 53V54H158V55H155L154 54V56L153 57H151V58H155L154 60L156 61H158V62H163L164 61V57H165V52L163 53V49H164V47L162 46V47H160L159 49L158 48H154L153 49V45H154V43H152L151 45H150V48L148 49L147 47H149V45H145V42H141L142 43V48H141V43H140V41H136ZM157 42V41H156ZM247 42V41H246ZM1 43H3V44H1ZM6 43V44H5ZM44 43H45V45H46V47H47V49L49 48V46H50V48H52L51 49V51L48 49H46L45 47V51L46 52H44V53H46V54H44L43 55V57L41 56V54H42V51L44 50L43 49V46H45L44 45ZM140 43V44H139ZM253 43H255V44H253ZM260 43H261V45H260ZM5 44V45H4ZM144 44V45H143ZM147 44V43H146ZM156 44V43H155ZM263 44V45H262ZM256 45V46H255ZM258 45V46H257ZM2 46H3V48H2ZM7 46H9V48H11V49H8V47ZM146 46V47H145ZM155 46V45H154ZM156 46H158L159 47V45L157 44ZM144 47H145V50H144ZM260 47V48H259ZM6 48V49H5ZM147 48V49H146ZM12 49H13V51H12ZM43 49V50H42ZM141 49V50H140ZM143 49V50H142ZM155 49H157V50H155ZM162 49V50H161ZM258 49V50H257ZM10 51V52H8V51ZM25 50H27L26 52H25ZM42 50V51H41ZM140 50V51H139ZM147 50V51H146ZM152 50V51H151ZM48 51V52H47ZM49 51H50V53H49ZM80 51V52H79ZM158 51H160V52H158ZM25 52V53H24ZM71 54H74V55H70V53ZM152 52V53H151ZM157 52V53H156ZM3 53V54H2ZM8 53V54H7ZM12 53V54H11ZM126 54H127V51L125 52ZM142 53V54H141ZM144 53H145V55H144ZM14 54V55H13ZM24 54H25V56H24ZM147 54V55H146ZM29 55V56H28ZM132 55V54H131ZM143 55V56H142ZM163 55V57L160 59V57ZM3 57V59H2V57ZM7 56H9V58H6ZM14 56V57H13ZM68 56V57H67ZM79 56V55H78ZM249 56V55H248ZM5 57V58H4ZM26 57H27V59H26ZM58 57V58H57ZM76 57V58H75ZM80 57V56H79ZM145 57V58H144ZM158 57H159V59H158ZM229 57V56H228ZM10 58L12 59V62H11V60H10ZM18 58V59H17ZM45 58V57H44ZM67 58V59H66ZM13 59L14 60H16L17 61V63H16V65L14 64L16 61H13ZM26 59V61H28L27 63H26V61L24 62V60ZM56 59V60H55ZM64 59V60H63ZM137 59V60H138ZM143 59V60H142ZM163 59V60H162ZM248 59V60H247ZM20 60V61H19ZM66 60V61H65ZM149 60L150 61H152V59H150L149 58ZM148 60V61H149ZM153 60V61H154ZM249 60L252 62H249ZM4 61V62H3ZM23 61V62H22ZM30 61V62H29ZM58 61L56 62V63H58ZM7 62V63H6ZM61 62V63H62ZM257 62V63H256ZM10 65H9V64ZM18 63H19V66H18ZM20 63H21V65H22V68H25V69H23L24 71H25V74H23L24 72H23V70H22V68H21V65H20ZM228 63H229V65H228ZM256 64V65H254V64ZM262 63H264V62H262ZM13 64H14V66H13ZM25 64V65H24ZM29 65L28 67H26L27 65ZM58 64H60V63H58ZM143 64V65H142ZM223 65H221V66H223ZM248 65V66H247ZM255 66V68H254V66ZM7 66V67H6ZM100 65H98V67H99ZM3 67V68H2ZM32 67V66H31ZM98 67H96V69L97 70H94L93 71V73H94V75H95V77H93V78H91L92 80L94 79V78H96V79H94L93 80V82L96 84V82H97V80H98V77H97V72H102L104 69H103V67L101 68V66L98 68ZM232 67V68H231ZM238 67H239V69H238ZM260 67H261V69H260ZM20 68V69H19ZM27 68V69H26ZM101 68V70H99L98 71V69H100ZM138 68V69H137ZM187 69V71L186 70H184L186 73H184V71H183V69ZM240 68H243V69H240ZM257 68V69H256ZM259 68V69H258ZM103 69V70H102ZM181 69V70H180ZM19 70V71H18ZM137 70H140V71H137ZM180 70V71H179ZM257 70V71H256ZM263 71V72H261L260 73V71ZM3 71V72H2ZM6 71V72H5ZM13 71V72H12ZM27 71H29V72H27ZM32 71V73H30ZM34 71H36V72H34ZM38 71H40V74H39V72ZM42 71H44V75L46 74V71L48 72L47 73V75L50 77L51 76V78H49V79H51L50 81H49V79H48V76L47 75H43V73H42ZM96 71V72H95ZM181 71L183 72L182 74H181ZM229 71V72H228ZM243 71V72H242ZM17 72V73H16ZM131 72L133 73V74H136V77H135V75H133L132 76V74H131ZM141 72V73H140ZM232 72H235L234 74L232 73ZM239 72H240V74H239ZM249 73V74H247V73ZM254 72V73H253ZM256 72H258V73H260V75L258 76V74H256ZM20 73H22V75L20 74ZM34 73H36V74H38L37 76H36V74H34ZM102 73H104L105 74V72H102ZM149 73V74H148ZM190 75H189V74ZM221 73H223V74H221ZM242 73V74H241ZM7 74L9 75V76H7ZM14 74V75H13ZM26 74H28L27 75V77H25V76H23V75H26ZM31 76H30V75ZM41 74H42V77L44 76V77H46L47 79H42V77H40L41 76ZM103 74V75H104ZM141 75V76H137V75ZM142 74L144 75V76H146V77H144V76H142ZM166 74V75H165ZM185 74V75H184ZM188 74V75H187ZM256 74V75H255ZM22 76L21 78L19 77V76ZM98 75H99V73H98ZM147 75H151V77H148L147 78ZM159 75H161V74H159ZM226 75V76H225ZM236 75V76H235ZM241 75H242V77H241ZM253 75V76H252ZM28 76H29V78L30 79H32V80H35L36 79V82H34V81H31L30 79H26L25 80V78H28ZM35 76V77H34ZM100 76V75H99ZM225 76V77H224ZM255 76H256V78H255ZM262 76V77H261ZM2 77H3V79H2ZM25 77V78H24ZM36 77H39V79L38 78H36ZM135 77V78H134ZM137 77H140L139 79L137 78ZM142 77V78H141ZM185 77H187V78H185ZM222 77V78H221ZM245 77V78H244ZM6 80H5V79ZM12 78V79H11ZM24 80H23V79ZM35 78V79H34ZM40 78L43 80H41V82H40ZM144 78V79H143ZM153 78H155V81H154V79ZM160 78H164L162 81L160 80ZM184 80H183V79ZM228 78H229V80H228ZM235 78V79H234ZM258 78V79H257ZM262 78V79H261ZM19 79L21 80H23V81H19ZM222 79V80H221ZM243 79V80H242ZM252 79H255V80H253L252 81ZM259 79L262 81H259ZM12 80V81H11ZM29 80V81H28ZM141 80V81H142ZM150 80V81H149ZM151 80H153V81H151ZM160 80V81H159ZM177 80V83L176 82H173V81H176ZM189 80V81H188ZM227 80V81H226ZM248 80V81H247ZM11 81V82H10ZM19 83V85L20 84H22V85H18L17 84V82ZM24 81H25V83H26V85H25V83H24ZM27 81V82H26ZM46 81V83H45V86L43 87V86H41V88L40 87H38V89H37V86L40 84V85H42V84H44V82ZM179 81V82H178ZM185 81V82H184ZM186 81H187V83H186ZM216 81H217V83H216ZM29 82H30V84H34V86H35V84H36V86L33 88L32 87V85H30L29 84ZM38 82V83H37ZM92 82V83H93ZM152 82H153V84H152ZM162 82L164 83V84H162ZM257 82H258V84H257ZM14 83V84H13ZM184 83V84H183ZM187 84V88H186V84ZM211 83V84H210ZM216 83V84H215ZM228 83V84H227ZM246 83H248V84H246ZM255 83V84H254ZM15 84H16V86H15ZM38 84V85H37ZM48 84V85H47ZM155 84V85H154ZM181 84H183V85H181ZM218 84V85H217ZM260 84V85H259ZM27 86V85H29L31 88L29 89V87L27 86V88L26 89H29V92H27L28 90H26L24 87L25 86ZM39 85V86H40ZM53 85V86H52ZM180 85L182 86V88L180 87ZM249 85V86H248ZM255 85V86H254ZM261 85H262V88H260L261 87ZM135 86H136V88H135ZM185 86V87H184ZM247 86H248V89H247ZM18 87H21V89H22V87H23V89H24V91H25V93H24V91H23V89L21 90V89H19ZM54 87H56V88H54ZM84 87H86L85 89H83ZM144 86H142L141 87V89L143 88ZM179 87V88H178ZM10 88H12V90L10 89ZM35 88L37 89V90H35ZM67 88H68V92L66 93V91H67ZM67 88H65L64 89V91L65 92H63V93H65L64 95H67L68 93H70V89H69V87H67ZM231 88V89H230ZM238 88V89H237ZM7 90L6 92H8V94L9 95H4V93H6V92H1V91H3V90ZM10 89V90H9ZM19 89V90H18ZM34 89V90H33ZM40 89V90H39ZM43 89V91H42V93L43 94H41V91L40 92H38L39 94H41V95H44V94H49L48 92H50V90L49 89H47V93L45 92V90ZM57 89H62V91L61 90H58L57 91ZM81 89L82 90H84L83 92H84V96H85V94L87 95L88 93H89V91H87V89H88V87L87 86H85V85H83V87H81ZM80 89V90H81ZM163 89V90H162ZM188 89V90H187ZM236 89V90H235ZM259 89V90H258ZM17 90V91H16ZM21 90V91H20ZM157 90V91H156ZM162 90V91H161ZM166 90H167V92H166ZM182 90V92H180ZM186 91V92H184V91ZM262 90V91H263ZM16 93H15V92ZM121 91H122V93H121ZM126 91V92H125ZM127 91H128V93H127ZM174 92L175 93V91H177L178 93H180V94H185V93H188L189 91V93H188V95H186L187 96V99L186 100H183L182 102H178L177 103V106H180V107H178V109L180 108V110L182 109V110H184V111H181L182 113H185V112H188L187 113V115H183V116H174L173 114H171V111H169L170 110V106H169V104H170V100H168V99H170V98H172V96H173V93L172 92ZM192 91V92H191ZM214 91V92H213ZM237 91V92H236ZM9 92H13L14 93V96L13 95H11V93H9ZM19 92V93H18ZM22 92V93H21ZM37 92H34V93H36V95L38 94ZM136 92V93H135ZM153 92V94L151 95V93ZM155 92H158V96H160L159 98H158V96H155V95H157V93L155 94ZM160 92V93H159ZM164 92V93H163ZM208 92H211V93H208ZM249 92V91H248ZM2 93H3V95H2ZM21 93V94H20ZM27 93V97H26V95H25V97H24V94H26ZM30 93V94H29ZM101 93V95H103ZM121 93V94H120ZM136 95H135V94ZM168 93V94H167ZM192 93V94H191ZM195 93V92H194ZM7 94V93H6ZM62 94V93H61ZM71 95H70V98L68 97L69 96V94L67 95V99L69 100V99H71V101L73 100H76L75 102H79V101H81L80 99H78L77 97H74V96H77V95H74L73 96V98L71 97L72 96V94L73 93H70ZM129 94V95H128ZM134 94V95H133ZM138 94V95H137ZM217 94V95H216ZM222 94V95H221ZM251 94V93H250ZM100 95V96H101ZM117 95V96H116ZM149 95V96H148ZM150 95H151V97H150ZM190 95V96H189ZM194 95V94H193ZM196 95V94H195ZM225 95V96H224ZM4 96H8L7 98L6 97H4ZM10 96V97H9ZM12 96V97H11ZM40 96V95H39ZM82 96V97H81ZM123 96V97H122ZM131 96V97H130ZM154 96V97H153ZM231 96V97H230ZM233 96V97H232ZM245 96H246V98H245ZM24 97V98H23ZM53 97V96H52ZM79 98H81V99H85V101H87L86 100V97L85 98H83V94H82V91H81V95L80 96H78ZM156 97V98H155ZM163 97V98H162ZM167 97V98H166ZM190 97V98H189ZM245 99H244V98ZM6 98V99H5ZM152 98V99H151ZM153 98H155V99H153ZM164 98H165V100H164ZM209 98V99H208ZM221 98V99H220ZM236 98H238L237 99V101H236ZM243 100H242V99ZM7 100V101H5V100ZM119 99H116V100H119ZM160 99H162V100H164V101H162V100H160ZM241 99V100H240ZM52 101H51V103L52 104H54L55 102L57 103L58 101H60V100H58V101H56L57 100V98H56V100L53 98V99H51ZM157 100H159V102H157ZM192 100H194L193 102H192ZM218 102H217V101ZM239 100V101H238ZM84 100H82L80 103H87V102H85ZM132 101V102H133ZM138 101V100H137ZM152 101V102H151ZM155 103H154V102ZM162 101V102H161ZM188 101V102H187ZM189 101H191V102H189ZM207 101V102H206ZM236 101V102H235ZM249 101V102H248ZM54 102V103H53ZM162 104H161V103ZM168 102V104L167 105H164V103L166 104ZM229 102V103H228ZM234 102V103H233ZM239 102H241V103H239ZM247 102V103H246ZM64 103V102H63ZM159 103V105H157ZM202 103H204V104H202ZM209 103V106L207 105ZM211 103H212V106H210L211 105ZM238 103V104H237ZM250 105H249V104ZM190 104H191V106H190ZM200 104V105H199ZM237 104V105H236ZM244 104H246V105H244ZM248 104V105H247ZM154 105V106H153ZM162 105V106H161ZM229 105V106H228ZM244 107H243V106ZM253 105V106H252ZM196 106V107H195ZM206 106H208L207 108H206ZM216 106H218V107H216ZM219 106H220V109L218 110V108H219ZM223 106H225L224 108H222ZM231 106V108L229 109V110H227L229 107ZM191 107H192V110H190L191 109ZM234 107H236L235 109H233ZM206 108V109H205ZM247 108V109H246ZM249 108V109H248ZM206 111H205V110ZM208 109V110H207ZM211 109V110H210ZM214 109V110H213ZM243 110L242 111V113H241V111L240 110ZM130 110H132V109H130ZM195 110V111H194ZM205 111L206 112V114H205V112H204V120H203V124H204V127L202 128V127H200L199 125V122L197 123V122H194V121H192L191 119H190V117H192V116H190V114H197L198 112H200V111ZM217 110H218V112L220 113L221 112V114H218V112H217ZM223 110V111H222ZM234 110H235V112H234ZM247 111V113H246V111ZM256 110V111H255ZM133 111V110H132ZM155 111V112H154ZM169 111V112H168ZM232 113H231V112ZM255 111V112H254ZM149 112V111H148ZM213 112H216V114L215 113H213ZM131 113V112H130ZM190 113V114H189ZM223 113V114H222ZM244 113V114H243ZM262 113V114H261ZM22 114H23V116H22ZM166 114H168V115H166ZM235 114V115H234ZM237 114V115H236ZM21 116V118L19 117V118H15V117H17V116ZM125 115H127V118L125 117ZM145 115V116H144ZM157 115V116H156ZM213 115V116H212ZM216 115H218V116H216ZM223 115V116H222ZM250 115V116H249ZM261 115H263V116H261ZM15 116V117H14ZM110 116H111V119H110ZM112 116L114 117V118H112ZM160 116H163V117H160ZM164 116H165V119H164ZM188 116H190V117H188ZM212 116V118H209V117H211ZM245 116V117H244ZM247 116V117H246ZM259 116V117H258ZM4 116H2V114L0 113V137H2V135H4V137H6L7 136V138H8V136H9V138L7 139L6 138V140H7V143L6 144H8V143H10V144H8V148H9V151H10V153H11V155H12V160L14 161V162H16L18 165H19V161H20V156L22 155H26V156H28V155H35L36 153H38V152H36L37 150H38V148L40 149V147H39V145H38V142H36V139L34 140V138H33V136H31L32 137V139L29 137V135H32V130L34 131V127L32 126V125H30V116H29V114L27 115V114H25L24 112H22V113H19L18 114V112H17V114L15 113L14 115H13V118H14V121H12L11 123H10V121L13 119H9V118H6V117H4ZM24 117L26 118V119H24ZM130 117V119H128ZM146 117H148V118H150L149 120L146 118ZM155 119H154V118ZM170 117H172V118H170ZM227 117V118H226ZM250 117V118H249ZM123 118H125V120L123 119ZM158 118H162L163 120H161L160 121V119L158 120ZM167 118V119H166ZM226 118V119H225ZM263 118V119H262ZM8 119V120H7ZM29 119V120H28ZM113 119V120H112ZM115 119H116V121H115ZM169 119H171V120H169ZM222 119H224V120H222ZM228 119V120H227ZM237 119V120H236ZM238 119H239V121H238ZM10 120V121H9ZM18 120V121H17ZM107 120V121H106ZM108 120H111L112 122H113V124H112V122L111 121H108ZM145 120V121H144ZM148 120V121H147ZM156 120H158V121H156ZM168 122H167V121ZM173 120V121H172ZM186 122H185V121ZM257 120H259V121H257ZM18 123H17V122ZM137 121V122H136ZM144 121V122H143ZM154 121H155V123H154ZM163 121V122H162ZM176 121V122H175ZM188 121V122H187ZM232 121V122H231ZM236 121V122H235ZM237 121H238V123H237ZM262 121V122H261ZM109 122H111V123H109ZM118 122V123H117ZM141 122H143V123H141ZM147 122V123H146ZM149 122V123H148ZM157 122V123H156ZM15 125V124H18V126L17 125H13V124ZM103 123V124H102ZM120 123V125H118ZM140 123V124H139ZM145 123V124H144ZM154 123V124H153ZM163 124V126H162V124ZM187 123V124H186ZM195 123V124H194ZM261 123V124H260ZM8 124V125H7ZM114 124H117V125H114ZM143 126H142V125ZM148 124V125H147ZM160 124H161V126H160ZM168 124V125H167ZM173 124V125H172ZM178 126H177V125ZM185 124H186V126H185ZM193 124V125H192ZM226 124V125H225ZM12 125V126H11ZM24 126V127H21V126ZM26 125V126H25ZM108 125V126H107ZM111 125V126H110ZM114 125V126H113ZM141 125V126H140ZM157 125V126H156ZM158 125H159V127H158ZM164 125H166L167 127H165ZM182 126V128L180 129L179 127H181ZM220 125V126H219ZM243 125V126H242ZM244 125H245V127H244ZM259 125H260V127H259ZM104 126V127H103ZM114 127V129H113V127ZM115 126H116V128H115ZM129 126V127H128ZM153 126V127H152ZM171 126V127H170ZM174 126V127H173ZM211 126V127H210ZM213 126V127H212ZM231 126H232V128H231ZM4 127L6 128V129H4ZM7 127H8V129H7ZM10 127H13L12 129H10ZM21 127V128H20ZM30 129H29V128ZM100 127H102V129L103 130H101V128ZM105 127H106V129H105ZM107 127H109L108 128V130H107ZM147 127L149 128V130L147 129ZM162 127H164V128H162ZM205 127H206V130H205ZM210 127V128H209ZM221 127V128H220ZM229 127V128H228ZM242 127H243V129H242ZM262 127V128H261ZM31 128H33L32 130H31ZM130 128V129H129ZM132 128H135L134 130H131ZM157 128H159V130H161V131H159ZM166 128H167V130H166ZM171 128V129H170ZM183 128H185V129H183ZM188 128V129H187ZM215 130L216 129V131H214L213 129ZM224 128V129H223ZM232 129V131H230L231 129ZM239 128H241L240 130H239ZM17 129V130H16ZM105 129V130H104ZM140 129V130H139ZM151 129H153L152 131H151ZM163 129V130H162ZM180 129V130H179ZM190 129V130H189ZM16 130V131H15ZM113 130H114V132H113ZM126 130V131H125ZM156 132H155V131ZM165 130H166V132L167 133H165ZM202 132H201V131ZM213 132H212V131ZM224 130V131H223ZM228 130V131H227ZM234 130H236V131H234ZM239 130V131H238ZM247 130V131H246ZM251 130V131H250ZM253 130V131H252ZM15 131V132H14ZM20 131V132H19ZM25 131V132H24ZM31 131V132H30ZM100 131H102V132H100ZM107 131V132H106ZM111 131V132H110ZM120 131H122L121 133H119ZM133 133H132V132ZM170 131V132H169ZM188 131V132H187ZM226 131V132H225ZM234 131V132H233ZM245 131L247 132L246 134H245ZM256 131V132H255ZM18 132V133H17ZM100 132V133H99ZM128 134H127V133ZM172 132V133H171ZM208 132V133H207ZM255 132V133H254ZM20 133H22V134H20ZM30 133V134H29ZM113 133V134H112ZM116 133H117V136H116ZM118 133L119 134H121L120 135V137H122V138H120V137H118L119 135H118ZM123 133H125V134H123ZM132 133V134H131ZM140 133V132H139ZM155 133V134H154ZM162 133H165V134H162ZM249 133H250V135H249ZM15 135V134H17V135H15L14 136V139H16V141L14 140V139H12L11 137H13V135ZM103 136V138H101L102 136ZM133 136L134 138H131V136ZM192 134H193V136H192ZM201 134V135H200ZM229 134V135H228ZM241 134V135H240ZM242 134H243V136H242ZM19 135V136H18ZM26 135V136H25ZM28 135V136H27ZM99 135V136H98ZM125 135V138L123 137ZM126 135H129L130 136V139H129V137H127L128 139H129V141H128V139H126ZM198 135H200V136H198ZM205 135V136H204ZM208 135V136H207ZM219 135V136H218ZM223 135H225V136H223ZM234 135V136H233ZM247 135V136H246ZM253 135H255V136H253ZM11 136V137H10ZM23 136V137H22ZM107 136V137H106ZM111 136H115L114 138L113 137H111ZM204 136V137H203ZM210 136H212V137H210ZM230 136H232V138L230 137ZM245 136V137H244ZM249 136V137H248ZM20 138V139H18V138ZM22 137V138H21ZM25 137V138H24ZM97 138V140L96 139H94V138ZM210 137V138H209ZM222 137V138H221ZM234 137H235V139H234ZM253 137L255 138V139H253ZM26 138H28L27 139V141H25V139ZM204 138H206L205 140H203ZM209 138V139H208ZM228 138H229V141H228ZM230 138L232 139V142H234L236 139H239V141H240V144L242 143V148L239 150V155H236V157L237 156H240L239 158H241V159H239V158H236L237 159V161L235 160L234 161V157H235V155L233 156V154H232V152L234 153V154H236V150L235 151H232L233 149V146H234V144H233V146H229V143H230V145L232 144L231 142H230ZM10 139V140H9ZM24 139V140H23ZM115 139V140H114ZM118 139V140H117ZM195 139V140H194ZM196 139H198V140H196ZM200 139H202V140H200ZM8 140H9V142H8ZM20 142H19V141ZM93 140V141H92ZM105 140H107V141H105ZM110 142H109V141ZM113 140V141H112ZM120 140H122V142L120 141ZM124 140V141H123ZM190 140V141H189ZM225 141L224 143H222V142H220V141ZM234 140V141H233ZM255 140H257V141H255ZM260 140V141H259ZM30 141H32V142H30ZM101 141H103V142H101ZM126 141V142H125ZM191 141H194V142H191ZM205 141H206V143H205ZM237 141V143H238V140H236ZM243 141V142H242ZM244 141H245V143H248L249 145H247L246 146V144H244ZM252 141V142H251ZM253 141H255V143H253ZM12 142V143H11ZM23 142H25L26 143V145H25V143L23 144ZM30 143V144H28V143ZM95 142V143H94ZM99 142H100V144H99ZM114 142V143H113ZM121 142V143H120ZM127 144V146L129 145V147H127L126 146V144ZM128 142V143H127ZM250 142V143H249ZM260 142V144H258ZM93 143V144H92ZM103 143V144H102ZM105 143H108V144H105ZM120 143V144H119ZM169 143V142H168ZM173 143V142H172ZM172 143H169L168 145H171V146H173L174 148L177 146V145H180V144H178L177 143V145H176V143H173V145H172ZM216 143V144H217ZM222 143V144H221ZM235 143V142H234ZM252 143V144H251ZM12 144H14V145H12ZM21 144V145H20ZM31 144H33L34 146H33V151H32V149H30V148H32V145ZM131 144H133L132 146H131ZM138 144V145H137ZM202 144V145H201ZM262 144V145H261ZM9 145H11L10 147H9ZM18 145H20L19 147H18ZM30 145V146H29ZM35 145H36V148L37 149H35ZM118 145V146H117ZM137 145V146H136ZM26 146V147H25ZM106 146V147H105ZM126 146V147H125ZM166 146V145H165ZM249 146V147H248ZM251 146V147H250ZM255 148H254V147ZM105 147V148H104ZM125 149H124V148ZM170 147V146H169ZM17 148V149H16ZM20 148V149H19ZM28 148V149H27ZM109 148V149H108ZM118 148V149H117ZM137 150H136V149ZM235 148V147H234ZM244 148H245V150H244ZM249 148V149H248ZM25 151H24V150ZM30 149V150H29ZM128 149V150H127ZM232 149V150H231ZM27 150V151H26ZM36 150V151H35ZM104 150V151H103ZM118 150V151H117ZM242 150H244V152H241L242 154H240V151H242ZM100 151V152H99ZM34 152V153H33ZM104 152H105V154H104ZM134 153L133 155H134V157H131L130 155L132 154V153ZM228 152H230V153H228ZM250 154H249V153ZM16 153V157H15V155H13V154H15ZM23 153V154H22ZM31 153V154H30ZM33 153V154H32ZM143 153H145L146 154V156H144L143 155ZM226 153V154H225ZM17 154H19V155H17ZM100 154H101V156H100ZM139 155V156H137V155ZM211 156H210V155ZM227 154H229V155H227ZM254 154H256L255 156H254ZM125 155H127V156H130L129 157V159L130 160H132V161H130L129 159H127V160H129L130 162L128 163V165L126 164L125 165V167L127 166V170L125 169V167H123L124 165H122V163H120V160H121V158H128L127 156H125ZM132 155V156H133ZM136 155V156H135ZM224 155V156H223ZM244 155V156H243ZM254 156V158L255 159H253V156ZM262 155H263V157H262ZM18 156V157H17ZM100 156V157H99ZM125 156V157H124ZM142 156V157H141ZM211 158H210V157ZM233 156V157H232ZM258 156V157H257ZM99 157V158H98ZM101 157H102V159H101ZM106 157H108V158H106ZM222 157H225L224 159L222 158ZM226 157H227V159H226ZM229 157H231V158H229ZM251 157V158H250ZM112 158V159H111ZM139 158V161H137V159ZM242 158H245V160L244 159H242ZM247 158V159H246ZM258 158V159H257ZM17 159V160H16ZM104 159V160H103ZM140 159H142V160H140ZM146 159H149V160H146ZM251 159V160H250ZM253 159V160H252ZM115 160H118V161H115ZM153 161V163L151 162V161ZM227 160V161H226ZM238 160H239V163H238ZM241 160V161H240ZM244 160V163L242 162ZM108 161V162H107ZM114 161V162H113ZM138 163H137V162ZM141 161H143V162H141ZM149 161V162H148ZM232 161H233V163H232ZM248 161V162H247ZM103 162V163H104ZM110 162V163H109ZM118 162V163H117ZM140 162H141V164H140ZM145 162H146V164H145ZM224 162V163H223ZM235 162V163H234ZM237 162V163H236ZM240 162H242V163H240ZM117 163V164H116ZM135 163H137V164H135ZM147 163H149V164H147ZM218 163V164H217ZM247 163V164H246ZM263 163V164H262ZM114 164H116V166H114ZM131 164H132V167L134 166V168H132L131 167ZM140 166H139V165ZM215 164V165H214ZM236 164V165H235ZM240 166H239V165ZM108 165V166H109ZM139 167H138V166ZM146 165V166H145ZM154 165H156V166H154ZM162 165V166H161ZM253 165H255V166H253ZM257 165V166H256ZM128 166L129 167H131V168H129V169H131V170H128ZM153 168H152V167ZM236 166H238L239 167V170H238V168L236 169ZM244 166V167H243ZM116 167V168H115ZM136 167H138V168H136ZM151 169H150V168ZM243 167V168H242ZM246 167V168H245ZM249 167H250V169H249ZM113 168V169H112ZM120 168V169H119ZM123 168L126 170V172H125V170H123ZM146 168H147V170H148V172L146 171ZM245 168V169H244ZM264 168V167H263ZM116 169V170H115ZM156 169V170H155ZM158 169V170H157ZM159 169H161V170H159ZM244 169V170H243ZM249 169V170H248ZM255 169V170H254ZM118 170H119V172H121L122 173V175H121V173H119L118 172ZM134 170H136V171H134ZM155 170V171H154ZM261 170V169H260ZM114 171V172H113ZM128 171V172H127ZM129 171H131V172H137L136 174L135 173H131V172H129ZM247 171V172H246ZM249 171V172H248ZM140 172H142V173H140ZM149 172H151V173H149ZM241 172H243V173H241ZM116 173V174H115ZM131 173V174H130ZM148 173V174H147ZM263 174H264V171L262 172ZM126 176H125V175ZM133 174V175H132ZM159 175V177H158V175ZM250 174V175H249ZM252 174V175H253ZM143 176V177H140V176ZM151 175V176H150ZM154 175V176H153ZM247 175L249 176V177H247ZM136 176L137 177H139V178H136ZM159 178H157V177ZM208 176V175H207ZM243 176H244V179H243ZM152 177V178H151ZM153 177H154V179H153ZM156 177V178H155ZM209 177V176H208ZM207 177V178H208ZM140 178L142 179V180H140ZM164 178V179H163ZM170 178V179H169ZM241 178V177H240ZM122 179H120V180H122ZM139 179V181H137ZM144 179L145 180H147V181H145V182H147V185H146V183L144 182ZM151 179H153L152 181L154 182V189L156 190H149V189H147V187H150V186H148V184H149V182H150V180ZM124 180H122V181H124ZM170 180V181H169ZM178 180H180V179H178ZM177 180V182L179 183L180 181V183H187L186 181H184V180H180V181H178ZM232 180H234V179H231V181H230V179L228 180V181H225L224 182V180H223V184L222 183H220L219 184V186H220V188H221V190L223 191V194H224V197H233V190L234 191H236L237 190V185L236 184H233L234 182L235 183H237L238 184V182H236L235 180H234V182L232 181ZM240 180V179H239ZM127 181V180H126ZM144 182V183H141V182ZM183 181V182H182ZM229 181L231 182V184L229 183ZM156 182V183H155ZM140 183V184H139ZM161 183V184H160ZM178 183L176 184L177 186H179L178 185ZM184 183L182 184L183 186H184ZM189 183V182H188ZM226 183V184H225ZM228 183L230 184V185H228ZM144 184V185H143ZM163 184V185H162ZM189 184H191V183H189ZM222 184V185H221ZM224 184L226 185L224 188H223V186H224ZM256 184H258V183H256ZM261 186H260V185ZM256 187V189H257V191H260L259 189L262 187V184L261 183H259ZM31 185V184H30ZM161 185V186H160ZM181 185V187H182V192L183 193H185V195H191V197H190V199H193L192 197H193V193H196L197 192V195L199 196L200 195V191L199 190H197V188H192L191 187V185H190V187L189 188H187L188 187V185L186 184L185 186H187L186 188H185V186L183 187ZM232 185V186H231ZM146 187V189L147 190H145V187ZM164 186V187H163ZM228 186H230V187H228ZM32 187V185L30 186V189L31 190H33V188L35 187L34 185H33V187ZM194 187V186H193ZM233 187V188H232ZM164 188V189H163ZM166 188V189H165ZM223 188V189H222ZM226 188H229V189H226ZM236 190H235V189ZM35 189V188H34ZM186 189H187V191H186ZM190 190V192H191V194H190V192H188L189 190ZM226 189V190H225ZM233 189V190H232ZM159 190V191H158ZM168 190V191H167ZM197 190V191H196ZM228 190H229V192H228ZM151 191H153V192H158V193H152ZM177 191L179 192V191H181V190H179L178 188H177ZM195 191V192H194ZM147 192V193H146ZM148 192H150V193H148ZM182 192H179V193H181L182 194ZM232 192V193H231ZM148 194V196H146V194ZM159 193L161 194V195H159ZM149 194H152L151 196H149ZM156 196H155V195ZM181 194H180V196H181ZM183 196H184V194H182ZM195 195V194H194ZM228 195V196H227ZM147 197V199H146V197ZM179 196V195H178ZM145 197V198H144ZM148 197H150L149 199L150 200H148ZM151 197H152V199H151ZM185 197L186 196H184L183 197V200L185 199ZM157 198V199H156ZM180 198V197H179ZM178 198V199H179ZM196 198V197H195ZM157 200V201H156ZM197 200V199H196ZM142 201V202H141ZM180 201L182 202V198H180ZM40 202L41 201H39V204H40ZM141 202V203H140ZM157 202H158V204H157ZM161 202V203H160ZM145 203V204H144ZM155 204V205H154ZM181 204V203H180ZM182 205V204H181ZM215 204H213V206H214ZM41 206H42V204H41ZM150 206H148V207H150ZM157 206H155V207H153L154 209L157 207ZM212 205H206V206H204V208H203V210H204V212H207V214L205 215L204 214V212H202L201 211V215L198 217V219L197 218H195L196 219V221L197 222H199V223H201V224H204V225H206V223L207 222H205V220L207 221V220H209L208 221V223L209 224H211V220L213 219V218H215L214 220L216 221V216H217V219L220 217V216H222V217H224L222 214L224 213L223 212V210L221 211L220 210V208L221 207H218V205L216 204V206L215 207H213ZM137 207H138V205H137ZM61 208V209H60ZM59 209L61 210V211H63V208L62 207H60ZM58 209V210H59ZM213 209H215V210H213ZM221 209H223V208H221ZM59 210V212H61ZM207 210V211H206ZM209 210V211H208ZM217 211V212H216ZM216 212V213H215ZM223 212V213H222ZM211 213H212V215H211ZM215 213V214H214ZM210 214V215H209ZM205 215V216H204ZM209 215V216H208ZM211 216V217H210ZM213 216V217H212ZM201 217H205V218H203V220L201 219ZM209 217L211 218V219H209ZM207 218V219H206ZM194 219V220H195ZM201 219V220H200ZM222 218H220V219H218V220H221ZM223 220V219H222ZM215 221H213L212 220V223L213 222H215ZM204 222V223H203ZM219 222H222V221H219ZM218 221H216V223H214V224H217V227L219 226L218 224H220ZM209 224H207L206 226H208V227H210V232L213 234V233H217L216 231H215V229L216 230H218V228L216 227V225H214V224H212V225H209ZM213 226H215V227H213ZM214 231V232H213ZM150 241V242H149ZM154 244V242L152 241V240H144L143 241V243H145L144 245L145 246H143V245H141V247L143 248V247H145V249H149V248H151V247H153L154 245L152 244V243ZM260 251V253L259 254H261L257 259H256V262L258 263V264H261V262L264 264V252H262V250H259ZM115 255V254H114ZM115 257V256H114ZM263 259V260H262ZM85 261H83V264H89V262H87V263H84ZM188 262H189V264H190V261L188 260ZM192 262V261H191ZM82 263V262H81ZM192 263H195V262H192Z\"/></svg>",
  "mask_w": 264,
  "mask_h": 264
}]
</instances>
